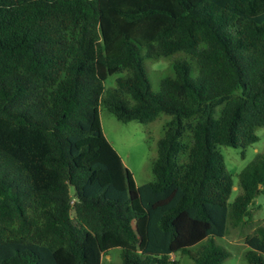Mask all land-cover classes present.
<instances>
[{"label":"trees","instance_id":"1","mask_svg":"<svg viewBox=\"0 0 264 264\" xmlns=\"http://www.w3.org/2000/svg\"><path fill=\"white\" fill-rule=\"evenodd\" d=\"M167 57L156 92L145 59ZM102 108L170 115L152 180L137 184ZM260 126L264 0H0V264H101L114 248L119 264H223L228 224L264 264V223L248 220L264 153L236 184L218 149Z\"/></svg>","mask_w":264,"mask_h":264},{"label":"rangeland","instance_id":"2","mask_svg":"<svg viewBox=\"0 0 264 264\" xmlns=\"http://www.w3.org/2000/svg\"><path fill=\"white\" fill-rule=\"evenodd\" d=\"M171 61V57L158 60L145 59L147 76L154 91L160 90L161 78L173 72ZM117 76L118 74L110 75L106 81L107 86L112 85ZM100 114L105 135L117 149L125 165L132 171L137 184L152 180L154 176L152 162L157 156L158 140L164 134L163 126L170 119V115L163 113L155 120L143 123L137 120L123 122L105 108L101 109ZM257 134L259 136L258 141L247 146L246 149L240 146H218L224 156L227 169L233 175L236 184L239 182L241 170L255 158L258 152L264 153V126L257 128ZM237 192V190H233L231 200ZM255 203L251 219L248 220L254 223L252 225L257 226L264 223V192L256 197ZM244 225L243 227H232L228 224L226 234L215 237L217 243L223 245L230 252L223 264H249L245 257L249 248L245 242V237L250 233L248 231L250 229ZM118 250V248L112 249L102 258L101 264H119L121 259ZM179 255L173 254L172 258H179L180 264L189 262L187 257Z\"/></svg>","mask_w":264,"mask_h":264}]
</instances>
